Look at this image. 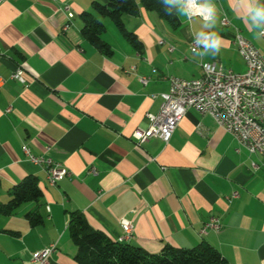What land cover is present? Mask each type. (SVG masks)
<instances>
[{
    "label": "crops",
    "instance_id": "0c3cea01",
    "mask_svg": "<svg viewBox=\"0 0 264 264\" xmlns=\"http://www.w3.org/2000/svg\"><path fill=\"white\" fill-rule=\"evenodd\" d=\"M212 1V30L222 37V49L200 57L191 52L193 33L203 24L199 17L177 14L173 26L145 8L124 15V27L140 48L113 20L100 18L102 40L111 48L105 54L81 32L82 15L106 0H1L0 203L7 204L28 176L37 177L42 198L0 214V264H36L33 254L52 244L58 249L49 264H77L71 213L115 242L123 235L121 223H131L133 237L123 243L151 254L208 243L229 264H264V156L237 153L233 136L194 109L167 145L157 138L140 144L134 137L148 129V114L160 112L171 77L200 78L201 65L213 62L246 72L236 28L264 56V39L246 14L254 0ZM65 6L74 14L68 32ZM223 13L228 27L221 24ZM19 67L27 84L12 79ZM142 77L150 78L148 84ZM24 146L70 175L51 185L47 170L29 160ZM31 212L41 224H31ZM212 218L221 229L203 233Z\"/></svg>",
    "mask_w": 264,
    "mask_h": 264
},
{
    "label": "built area",
    "instance_id": "2783aa9c",
    "mask_svg": "<svg viewBox=\"0 0 264 264\" xmlns=\"http://www.w3.org/2000/svg\"><path fill=\"white\" fill-rule=\"evenodd\" d=\"M64 10L68 15V23L63 27V31L68 32L72 26L70 21L74 18V14L70 6H65ZM196 17L201 18L200 16L192 18ZM221 24L224 27L231 25L225 13H223ZM235 30L234 42L245 61L246 72L238 74L213 62L201 65L200 78L185 80L171 77L169 92L160 95L163 100L160 112L157 115L148 114L147 118L150 121L148 129L134 135L140 144L154 138L162 140L166 145L169 144L187 112L194 109L202 115L210 114L233 136L237 142V153L245 150L253 156V151H261L264 156V56L238 28ZM261 37L264 39V36ZM199 51L201 49L193 42L191 52ZM153 73H156V70H153ZM12 79L27 84L26 70L23 67L17 68ZM141 81L146 85L150 78L142 77ZM23 151L33 164L47 170L51 185L56 186L70 175L65 166L52 158L36 156L26 146L23 147ZM253 168L257 169L255 163ZM92 173L96 171L92 170ZM238 196L239 194L235 193L232 198ZM121 226L123 235L118 241H129L133 237L131 223L123 221ZM209 228L219 231L221 229L219 220L212 218L205 225L203 233H206ZM57 249V244H52L33 254L32 261L36 264H49L50 257Z\"/></svg>",
    "mask_w": 264,
    "mask_h": 264
},
{
    "label": "trees",
    "instance_id": "16d2710c",
    "mask_svg": "<svg viewBox=\"0 0 264 264\" xmlns=\"http://www.w3.org/2000/svg\"><path fill=\"white\" fill-rule=\"evenodd\" d=\"M156 12L173 26L178 23L175 11L169 13L161 0H106L105 3L94 2L92 12L82 15L84 27L82 36L105 54L111 53L109 45L102 40L106 30L100 18H109L115 22L127 40L140 48L134 33L128 32L123 24L124 15H138L140 9ZM42 191L35 176L26 177L13 188L11 199L7 204L0 203V214L12 215L23 204L40 202ZM27 218L32 225L41 224L38 213H29ZM70 237L77 246L75 256L77 264H229L221 253L202 243L193 249H176L166 246L161 253L151 254L139 247L122 242H115L103 232L94 230L79 213H71L68 225Z\"/></svg>",
    "mask_w": 264,
    "mask_h": 264
},
{
    "label": "clouds",
    "instance_id": "9594fccd",
    "mask_svg": "<svg viewBox=\"0 0 264 264\" xmlns=\"http://www.w3.org/2000/svg\"><path fill=\"white\" fill-rule=\"evenodd\" d=\"M165 9L175 11L187 19L200 16L203 20L201 30L193 33L194 43L201 49L196 55L216 56L222 49V37L212 29L216 26V9L211 0H161ZM249 23L258 30V36H264V0L249 4L246 9ZM195 51V50H194Z\"/></svg>",
    "mask_w": 264,
    "mask_h": 264
},
{
    "label": "bare ground",
    "instance_id": "6f19581e",
    "mask_svg": "<svg viewBox=\"0 0 264 264\" xmlns=\"http://www.w3.org/2000/svg\"><path fill=\"white\" fill-rule=\"evenodd\" d=\"M255 153L262 155V152L261 151H253V154H255ZM120 242H122V241H120Z\"/></svg>",
    "mask_w": 264,
    "mask_h": 264
},
{
    "label": "water",
    "instance_id": "95a60500",
    "mask_svg": "<svg viewBox=\"0 0 264 264\" xmlns=\"http://www.w3.org/2000/svg\"><path fill=\"white\" fill-rule=\"evenodd\" d=\"M212 4L214 5L213 1L211 0Z\"/></svg>",
    "mask_w": 264,
    "mask_h": 264
}]
</instances>
